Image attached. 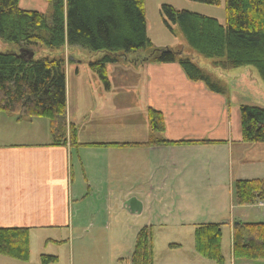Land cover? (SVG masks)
<instances>
[{
  "label": "trees",
  "instance_id": "16d2710c",
  "mask_svg": "<svg viewBox=\"0 0 264 264\" xmlns=\"http://www.w3.org/2000/svg\"><path fill=\"white\" fill-rule=\"evenodd\" d=\"M44 1L49 5L47 13L22 9L21 0H0V39L12 46L10 50H0V112L18 120H50L53 145L66 144L70 130L72 146H81L76 126L68 124L65 60L55 56L30 58L38 50L55 52L68 45L104 54L90 63V69L106 88L110 86L107 66L135 56L136 62L178 64L189 80L204 83L212 93L228 94L225 83L183 52L154 47L147 33L146 0ZM189 1L209 6H220L222 2ZM162 14L171 33L177 36L174 27L178 26L196 55L213 61L223 71L255 68L264 82V0H226L225 26L215 18L179 11L171 5H163ZM240 112L242 142L264 144V109L241 106ZM148 117L154 136L147 145L172 144L155 136L166 131L163 115L149 109ZM235 192L240 207L264 201V180H238ZM222 241L219 224L202 225L195 230L199 255L218 264L224 262ZM0 256L29 261V230L0 229ZM233 256L264 261V222L234 224ZM51 259L44 257L43 263ZM132 264H153L151 234L147 229L138 235Z\"/></svg>",
  "mask_w": 264,
  "mask_h": 264
},
{
  "label": "crops",
  "instance_id": "0c3cea01",
  "mask_svg": "<svg viewBox=\"0 0 264 264\" xmlns=\"http://www.w3.org/2000/svg\"><path fill=\"white\" fill-rule=\"evenodd\" d=\"M154 47L159 50L172 49L170 44L161 47L154 44ZM71 56L68 52L65 67L67 114L68 124L76 126L79 121L71 115L70 110L72 74L77 80L81 75L77 67H81L83 62L80 59L70 60ZM133 68L137 70V75L142 72L146 79H134L137 75L131 79L128 72ZM90 71L93 72L91 69ZM107 72L108 77L109 74H122L120 81L114 82L109 78V88H106L100 79L99 82L103 86L101 88L98 81L78 83L81 91L78 102L84 101L85 91L89 90L91 97H101L105 112L102 111L99 117L105 119V125L120 124L111 123L108 118L112 120L119 116L125 119L126 122L114 131L116 138H110L108 133H100L94 140H85L90 134L82 128L85 120L78 125L77 141L80 147L72 146L70 130L67 132L66 144L56 146L53 145L50 120H18L14 115L0 112V229H28L30 243L38 237L45 246L61 243L57 239H60L62 232L73 235L75 229L80 226L74 213L75 202L80 198L74 192V155H80V152L86 150H97L102 154L106 152L113 157L109 176L115 180L122 178L118 172L121 164L114 162V156L120 161L121 155H127L130 159V169L132 158L139 151L144 152V155L151 152L165 156L158 169L160 181L164 184L174 178H177L179 183H187L190 178L196 177L195 169L198 166L204 176L211 179L218 170L221 173L223 164L231 181L235 183L238 180H264V144H246L242 142V138H236L230 113L229 89L227 95L212 93L204 83L189 80L178 64L121 62L108 65ZM149 109L161 113L165 119L166 131L163 134H155L157 140L172 144L147 145L154 136L148 117ZM137 112L142 115L140 131L135 127V122L131 121V117L136 116ZM87 117L85 115L83 118ZM193 152L203 153L204 156L207 153L208 158L205 156L198 162L180 159L179 154ZM221 153L227 158L223 164L220 162L223 159ZM77 162L86 176L84 160L81 158ZM143 169L147 175L153 172L152 166L147 164L143 165ZM130 180L131 178L123 179L128 182ZM124 192L127 195L126 201L137 197L143 203V211H147L142 196H136L133 190ZM247 218V215H240L239 220L232 226L237 222H245ZM46 257L52 258L47 260L46 264L57 261L55 256ZM0 258L4 260L0 262L5 264H21L9 257ZM244 264H264V261Z\"/></svg>",
  "mask_w": 264,
  "mask_h": 264
},
{
  "label": "rangeland",
  "instance_id": "374dc122",
  "mask_svg": "<svg viewBox=\"0 0 264 264\" xmlns=\"http://www.w3.org/2000/svg\"><path fill=\"white\" fill-rule=\"evenodd\" d=\"M145 5L148 35L153 44L157 47L170 44L173 50L183 52L185 56H189L193 62L212 74L215 79L227 85L231 96L230 113L235 136L241 139V106H256L264 109V82L259 72L252 67L240 68L232 72L216 68L213 61L204 59L189 49L178 26L174 27L178 35L173 36L162 14L163 5H171L179 11L186 10L215 18L225 26L226 0H222L220 6H209L189 0H146ZM20 6L22 9L43 13L49 10V5L44 0H21ZM11 48V45L0 39L1 51ZM68 52L72 55L70 60L80 59L83 62L81 67L80 65L77 67L81 72L77 80L72 74L70 110L71 115L79 121L76 123L77 130L78 125L86 120L82 128L90 134L85 137V140H94L100 133H108L110 138H116L114 131L126 122L125 119L119 116L112 120L108 118L111 123L120 124L119 126L105 125V119L99 117L102 111L105 112V108L101 105V97H91L89 90L85 91L84 101L78 102L81 94L78 83L98 81L99 88L103 87L97 75L91 72L89 67L90 62H96L104 54H94L80 47L65 45L55 52L42 49L32 55L35 59L62 57L66 67ZM135 60V56H131L122 58L119 63H135ZM135 71L137 70L134 68L129 69L128 74L131 79L137 75ZM121 75L109 74V78L117 82V80L120 81ZM143 78L146 79L142 72L134 77L137 80H143ZM94 90L97 91L96 88ZM85 115L88 117L83 118ZM135 115L131 117V121L135 122V127L140 131L142 115L140 112ZM131 125L133 126V123ZM179 156L180 159L195 162L202 160L205 156L208 158L207 153L204 156L200 152L179 154ZM221 157L223 159L220 162L223 164L227 158L224 153H221ZM81 158L86 166V176L77 162ZM164 159L165 156L160 153L150 152L144 155V152L139 151L132 158L129 169L130 159L127 155H121L120 161H117L114 156V162L121 164L118 172L122 178V180H115L109 176L113 157L106 152L102 154L97 150H86L80 152V155L75 154L74 192L80 198L75 202L74 213L76 222L78 226L80 225L79 228L75 229L73 235L62 232L59 235L60 239H57L61 242L59 244L51 243L45 246L41 238L35 237L31 241L32 244L30 243L29 261H14L21 264H42L43 258L50 255L57 257V261L50 264H132L138 235L147 229L151 234L153 264H218L199 255L195 247L194 232L195 228L202 225L219 224L223 230L224 262L222 264L256 263L257 261L234 258L232 246L234 226L232 225L242 214L248 216L245 222H264V205L261 204L264 201H257L246 207L238 206L235 181H231L225 164L221 173L218 170L211 179L204 176L201 167L198 166L195 169L196 177L190 178L191 180L187 183H179L177 178L169 180L168 184L161 183L158 169ZM144 164L152 166V174L144 173ZM127 178H131L130 182L123 181ZM130 190H133L136 196L143 197L147 211L131 214L125 209L127 195L124 191ZM225 222L227 224H223ZM174 245H180V247H174ZM2 259L0 258L4 261ZM0 264L5 263L0 262Z\"/></svg>",
  "mask_w": 264,
  "mask_h": 264
},
{
  "label": "water",
  "instance_id": "95a60500",
  "mask_svg": "<svg viewBox=\"0 0 264 264\" xmlns=\"http://www.w3.org/2000/svg\"><path fill=\"white\" fill-rule=\"evenodd\" d=\"M30 58H33L31 54ZM125 209L131 214H141L144 210L143 203L139 201L137 198H131L124 204Z\"/></svg>",
  "mask_w": 264,
  "mask_h": 264
},
{
  "label": "built area",
  "instance_id": "2783aa9c",
  "mask_svg": "<svg viewBox=\"0 0 264 264\" xmlns=\"http://www.w3.org/2000/svg\"><path fill=\"white\" fill-rule=\"evenodd\" d=\"M262 205H264V203H261Z\"/></svg>",
  "mask_w": 264,
  "mask_h": 264
}]
</instances>
